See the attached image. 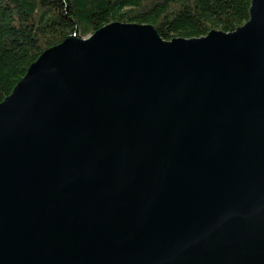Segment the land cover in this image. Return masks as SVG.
Here are the masks:
<instances>
[{"label": "water", "instance_id": "water-1", "mask_svg": "<svg viewBox=\"0 0 264 264\" xmlns=\"http://www.w3.org/2000/svg\"><path fill=\"white\" fill-rule=\"evenodd\" d=\"M0 264H264V0L43 52L0 103Z\"/></svg>", "mask_w": 264, "mask_h": 264}, {"label": "trees", "instance_id": "trees-1", "mask_svg": "<svg viewBox=\"0 0 264 264\" xmlns=\"http://www.w3.org/2000/svg\"><path fill=\"white\" fill-rule=\"evenodd\" d=\"M252 0H0V103L46 50L112 24L152 25L165 41L232 33Z\"/></svg>", "mask_w": 264, "mask_h": 264}]
</instances>
